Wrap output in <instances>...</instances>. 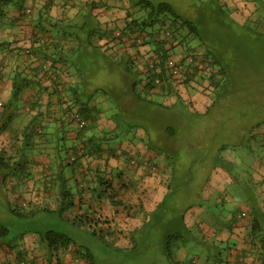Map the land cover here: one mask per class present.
Instances as JSON below:
<instances>
[{
	"label": "crops",
	"instance_id": "obj_1",
	"mask_svg": "<svg viewBox=\"0 0 264 264\" xmlns=\"http://www.w3.org/2000/svg\"><path fill=\"white\" fill-rule=\"evenodd\" d=\"M28 1L35 12L40 7L53 17L61 18L84 11L95 0ZM227 1L230 6H236L241 0ZM124 2L108 0L110 10L102 13V21L109 22L110 26L122 23L126 14V0ZM11 22L3 25L0 21V38L9 39L11 47L23 43L30 46L33 28L25 20ZM33 44L34 47L40 45ZM111 45L109 52L115 54L117 46ZM142 50L149 51L146 47ZM1 59L8 64L0 70V103L6 104L13 92V68L20 65L22 69L28 63L23 65L17 51H0ZM67 75L65 71L64 88L70 87L74 80ZM42 85L48 88L41 92L30 89L24 94V98L41 96V108L31 111L29 121L22 117L25 109H16L9 130L0 134V140L5 143L0 148L6 149V157L11 158L7 168L0 165V203L6 202L12 209V203L29 200L40 209L47 200L53 202L47 210L55 212L62 222L72 227L70 235L76 241L65 252L54 250L53 264H89L79 254V250L87 247L95 254L96 264H100L96 249L102 251L105 264H112V259L120 256L116 252L118 249L140 246L144 258L148 259L153 253L162 259L156 264H177L189 261L190 257L195 259L194 264L258 263L260 243L254 238L251 223L256 212H264V143L261 137L259 142H252L258 145L250 149L246 131L240 135L234 133L236 138L232 141L233 133L223 128L219 133L220 123L216 122V129L202 146L179 157V170L174 176L164 153L137 140L113 141L117 125L108 117L106 111L110 106L102 96L97 98L103 110L98 124L80 131L77 122L71 121L65 112L72 97L67 91L58 95L51 80ZM182 89L184 99L191 103L193 110L205 112L211 105L208 92L193 90L190 85H183ZM176 101L172 96L165 103L173 105ZM260 128L254 132L264 133V127ZM99 144L102 152L95 148ZM232 145L237 152L230 149ZM71 147L85 148L86 156L70 163L68 149ZM240 148L251 152L245 154ZM125 151L140 159L152 160L158 171L151 172V169L127 163ZM200 157L204 164H199ZM18 166L21 167L19 175L10 179ZM189 166H192L191 175L182 183L184 171ZM25 179L29 184H24ZM105 181L110 182L108 190ZM14 182H18V186ZM185 184L192 188L183 191ZM122 186L128 189L121 190ZM64 192H68L67 196ZM243 213L246 216H242ZM24 233L21 239L16 237L0 243V264H48V249L40 231ZM173 233L184 234L186 241L192 240L196 248L186 247L184 240L173 238ZM172 238L181 242L175 249L168 246ZM198 246H203L207 253L200 252Z\"/></svg>",
	"mask_w": 264,
	"mask_h": 264
},
{
	"label": "trees",
	"instance_id": "obj_2",
	"mask_svg": "<svg viewBox=\"0 0 264 264\" xmlns=\"http://www.w3.org/2000/svg\"><path fill=\"white\" fill-rule=\"evenodd\" d=\"M195 1L200 2L199 6H193L198 9L199 17H206L210 10L216 9L219 17L225 20L231 18L232 25L241 26L250 18H256L257 12L262 9L257 22L261 26L264 23V0H241L236 6H230L227 0ZM29 3L28 0H0V21L3 25L12 24L13 20H25L33 28L30 46L23 43L21 46L11 47L9 39L0 38L1 52L17 51L22 56L23 65L28 63L25 67L21 64L22 69L20 65L13 68L11 99L6 104L0 103V134L7 130L16 109H25L22 117L29 121L31 111L41 108V96L37 94L24 98V94L30 92V89L39 92L47 89L42 85L47 80L55 84L58 95L67 91L72 97L65 112L73 122L76 121V114L88 122L84 128L78 127L80 131H87L89 127L98 124L103 110L97 98L102 96L110 106L106 111L108 117L117 125V136L113 141L137 140L164 153L173 167L174 176L179 170V157L202 146L209 134L216 129V122L221 124L220 131L217 130L219 133L222 128L230 132L226 125L231 123V115H227L230 114L227 110L229 108H223V102L219 105L220 99L227 101L225 98H228L234 87L228 82L232 67L224 62V48L205 35L201 36L195 20L186 17L172 1L126 0L124 21L116 22L113 26L102 21V13L110 10L108 0H95L84 11L73 16L63 15L61 18L53 17L40 7L35 12ZM99 8L102 9L100 13L97 12ZM197 37L198 41L194 43L192 40ZM34 42L40 43L39 47H34ZM112 43L117 46L115 54L109 52ZM143 47L149 51L145 52ZM171 60H176L181 67L179 79L173 77L170 71ZM6 65L8 66L7 62L1 59L0 70H4ZM27 69L29 71L26 72ZM117 69L120 74H116ZM65 71L68 72L67 77L74 78L70 87L66 88V82L62 80ZM158 79L160 82H157ZM207 81L209 84L206 90L212 103L205 112L193 110L191 103L184 99L181 88L183 85L187 87L195 82L203 84ZM172 96L176 98V104H166L165 101ZM243 112L234 116L232 123L238 130L242 129V120H247L246 137L250 144L248 146L252 149L258 145L252 142H259L260 137L264 143V133L254 132L260 126L264 127V120L258 124L257 120L249 126L248 119L252 117ZM231 136L233 141L236 137L233 134ZM109 140L110 138L106 139ZM26 141L29 143V139ZM95 148L102 152V145H96ZM230 149L237 152L236 146L232 145ZM250 149L248 153L251 152ZM7 153L6 149L0 148V165L6 168L11 159L6 157ZM124 154L127 163L132 166L148 168L155 173L158 171V166L152 160L140 159L128 151ZM72 156H75L74 160ZM84 156L85 148L68 149L70 163H76ZM200 160L199 164L203 163L201 157ZM149 165L155 169L148 167ZM191 167L184 171L182 183L187 181V174L191 175ZM105 184V189L108 190L110 182L105 181ZM187 186L190 188V185ZM82 187L84 188L83 184ZM125 188L128 189L122 186L121 190ZM171 190L174 191V187ZM67 194L68 192H64L65 196ZM255 214L251 223L252 232L260 243L256 264H264V212ZM11 235L12 228L0 220V243L9 241ZM41 235L48 249V264H53L54 250L65 252L76 244L75 239L65 231L48 230ZM173 235L175 239L184 240L183 242L187 240L182 233ZM79 254L89 264H96V256L91 248L79 250ZM194 260L190 257L189 261H178L177 264H194Z\"/></svg>",
	"mask_w": 264,
	"mask_h": 264
},
{
	"label": "rangeland",
	"instance_id": "obj_3",
	"mask_svg": "<svg viewBox=\"0 0 264 264\" xmlns=\"http://www.w3.org/2000/svg\"><path fill=\"white\" fill-rule=\"evenodd\" d=\"M170 1H172L186 17L195 20L194 22L199 26L201 36L205 35L207 38L214 42L216 41L224 48V62L232 67L229 72L230 78L228 82L234 86L231 88L228 98H225L227 101L220 99L219 102V105L223 102V104H221L223 108H229L227 110L230 114L227 115H231V123L226 124L227 131L230 129V133H233L234 135L237 129L233 127L234 123H232V120L235 119L234 116L240 114L243 110V114L252 117L250 120L248 119L249 126L254 124L257 120H264V23H262L261 26V24L257 22L262 9L257 12L256 18L252 17L244 22L245 25L235 26L232 25L231 18H226L225 20L219 17V15H217V12L219 11L216 12V9L210 10L206 17H199L198 9H195L193 6L196 4L199 6L200 2L195 0ZM189 40H191V38ZM192 41L197 43L198 37L196 39L194 38ZM116 74H120L119 69H117ZM208 84V81L203 82V84L195 82L190 87L193 90L197 88L199 92L203 91L206 93V86ZM117 92L119 94L121 93V91ZM224 121L226 120H223V122ZM242 123V129L237 130L239 135L243 131H246L245 126H247V120L245 122L242 120ZM9 126L10 122L8 123L7 130H9ZM196 133L199 135L198 131H196ZM187 136L190 137L191 135ZM4 144V140H0V147ZM63 146H65L64 142ZM240 149L243 150L245 154H248L246 149ZM20 170L21 167L18 166L16 171H12L10 179H13L14 175H19ZM187 175L189 176L190 174ZM30 177L31 176L29 175L28 178ZM27 182L28 179H25L24 184ZM14 185L18 186V182H14ZM190 188H192V185ZM190 188L185 185L182 190L185 191ZM52 203L53 202L50 200H47V202L39 209L38 205L32 204L27 200L24 203H12V209H10L7 203L3 202L2 205L0 203V220L12 228L11 238L21 237L20 235L21 233H24V231H40L41 234V232L46 231L47 228L64 230L68 234L72 233V227L65 222H62L55 212H49L47 210ZM173 238L168 242V246L170 245L175 249L181 244V242L177 240L175 241ZM185 245L191 249L196 248L192 240L185 241ZM198 247L200 252L203 254L207 253V250L203 246ZM95 252L100 256V264H105L103 262L102 251L96 249ZM116 252L120 256L113 258L111 261L112 264H156L162 260L159 259L158 255L153 253L150 254L148 259L144 258L141 246L135 249H118ZM203 257L204 255H202L201 258Z\"/></svg>",
	"mask_w": 264,
	"mask_h": 264
},
{
	"label": "built area",
	"instance_id": "obj_4",
	"mask_svg": "<svg viewBox=\"0 0 264 264\" xmlns=\"http://www.w3.org/2000/svg\"><path fill=\"white\" fill-rule=\"evenodd\" d=\"M169 68H170V71L172 72L173 77L179 79L180 74H181V71H180L181 67L177 64L176 60H171L169 62ZM157 82H160V79H158ZM75 120L77 122L78 127L80 128H84L88 124V122L85 119H83L82 116L77 115V114L75 115ZM74 159H75V156H72V160ZM242 216H246V213H243Z\"/></svg>",
	"mask_w": 264,
	"mask_h": 264
}]
</instances>
